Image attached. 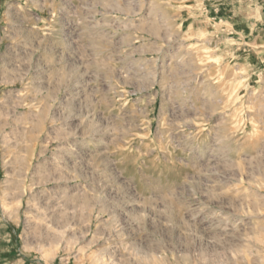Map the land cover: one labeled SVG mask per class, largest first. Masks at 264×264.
Segmentation results:
<instances>
[{"label": "rangeland", "instance_id": "374dc122", "mask_svg": "<svg viewBox=\"0 0 264 264\" xmlns=\"http://www.w3.org/2000/svg\"><path fill=\"white\" fill-rule=\"evenodd\" d=\"M260 7L0 0V264H264Z\"/></svg>", "mask_w": 264, "mask_h": 264}, {"label": "crops", "instance_id": "0c3cea01", "mask_svg": "<svg viewBox=\"0 0 264 264\" xmlns=\"http://www.w3.org/2000/svg\"><path fill=\"white\" fill-rule=\"evenodd\" d=\"M260 10L261 11L259 12V15L257 13V16L259 17V22H260L259 25H262V23H264V20H263V18H264V11H263L262 7H260ZM256 26H257V24H254V26L252 28H250V30H252V29H255L256 30Z\"/></svg>", "mask_w": 264, "mask_h": 264}]
</instances>
